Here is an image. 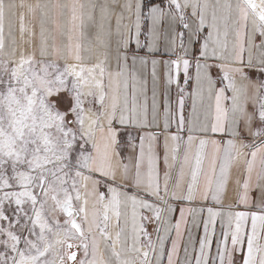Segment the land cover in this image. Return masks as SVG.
<instances>
[{"label":"snow or ice","instance_id":"snow-or-ice-1","mask_svg":"<svg viewBox=\"0 0 264 264\" xmlns=\"http://www.w3.org/2000/svg\"><path fill=\"white\" fill-rule=\"evenodd\" d=\"M54 7H67L70 19L63 25L52 19L51 45L41 22L39 59L35 51L23 50L18 59H0V264H151L149 251L141 252L136 246L141 237L147 239L155 264H165V255L167 264H264V245L259 242L264 232V0L259 5L254 0L237 3L235 15L233 6L226 3L221 15L213 11L210 21L205 14L207 5L199 0H99L88 5L87 23L83 4ZM189 7L191 18L186 12ZM4 9V0H0V49ZM20 20L23 33V14ZM86 27L89 45L95 41L110 48L115 37V71L105 67L107 52L104 60L91 67L67 63L68 58L82 61L78 41ZM205 28L208 35L195 55L196 84L186 93L192 80L188 46L200 42ZM230 32L234 35L231 47ZM56 34L66 35L67 44H58ZM257 36L259 43L255 42ZM161 43V56L175 55L177 48L181 54L176 59L151 61L153 121L157 63L167 69V84L177 88L179 115L177 119L171 112L166 93L164 128L155 131L148 122L146 104L137 102L135 83L129 102L128 78L135 82L136 77L128 62L131 60L132 69L138 62L146 65ZM252 49L259 55L254 56ZM61 58L63 65L58 62ZM181 66L183 85L178 78ZM214 69H220L222 75L214 78ZM205 85L215 93L210 125H200L198 115L193 119L197 94ZM140 91L146 94V82ZM186 95L193 98V112L188 117L184 115ZM86 103L93 107L85 108ZM173 123L175 133L171 131ZM234 167L238 170L235 174ZM254 172L260 211L227 213V223L217 235L214 224L222 213L201 207L199 211L208 214L204 234L197 249L189 232L182 260L179 253L187 217L197 211L184 205L198 200L221 204L234 175L238 189H243L237 193L238 205H246ZM122 205L131 208L132 228L127 238L132 244L127 249L121 246ZM142 210L151 216L143 215ZM249 218L250 231L246 226ZM153 219L166 225L165 235H160V227L155 229V243L142 223ZM113 225L119 229L114 236L110 231ZM173 229L175 238L170 236ZM167 239L171 246L166 248ZM101 243L110 250L107 258L100 251ZM79 250L82 257H78ZM122 251L136 255L123 258Z\"/></svg>","mask_w":264,"mask_h":264},{"label":"crops","instance_id":"crops-1","mask_svg":"<svg viewBox=\"0 0 264 264\" xmlns=\"http://www.w3.org/2000/svg\"><path fill=\"white\" fill-rule=\"evenodd\" d=\"M99 0H4L5 3V9H4V16H3V48L15 52V56L19 57V53L21 50H23L25 53L35 51L36 57H40L39 53V47L41 43V22L43 21L44 28L46 29L44 36L47 37L49 45L52 43V35L54 34L53 30V24L52 19H57L62 25L65 24L70 19V11L67 7L63 8H56L55 5H71V4H83L85 5V8L82 10L84 12L85 16V22L87 23V14L89 12L88 5L90 3H97ZM181 3H183V0H180ZM201 5L206 4L207 8L205 9V14L207 19L210 21L213 11L216 12L217 16L221 15L223 12L222 5L226 3H230L233 6V14L235 15V6L237 3H242L243 0H199ZM21 4H23V7H21ZM29 6H31V10L29 9ZM81 9H77V15H79ZM187 14L191 18L192 8L189 7L186 9ZM23 14V24H24V31L21 32V20L20 16ZM251 21V16H250ZM127 19L125 20V23H127ZM223 29H221L222 31ZM249 30H251V23H249ZM85 35L79 39V43L82 44V50H81V56L83 57L82 61L79 63H85V64H96L99 61L104 60V53H108V59L105 67L108 71H115L116 70V60H115V37L112 38V44L110 48H104L98 46L95 41L92 42L91 45H89V39H90V30L86 27L85 28ZM208 35V29L205 28L203 30V35L200 39V42L197 43L195 46L189 45V53H188V59L191 61V65L189 68V75L192 77V80L188 87L186 88V93H191L193 90V87L196 84V60L195 55L198 54L197 50L199 48V44L203 43V38ZM143 40V37H141ZM229 47H231V43L234 40V35L230 32L229 37ZM29 41L31 43H29ZM56 42L60 45H66L67 44V37L66 35H59L56 34ZM77 41L74 39L73 44H75ZM256 43H259V37L257 36ZM187 43V41H186ZM133 48H135V44L132 45ZM49 51H51V48H49ZM163 46L161 43V46L159 48V51L157 52V55L154 57L149 58V62L145 65L140 62H138L135 65V68L132 69V63L131 60H129V68L134 72L136 80L135 82L131 79V76L128 78V97L129 102H131L132 92H133V84L135 83L136 90H137V102L139 104H146L147 110H148V122L152 126V129L155 131H162L164 128V119H165V113H164V103H165V94L167 93L168 100L170 101V110L172 113L176 115V118L178 119L179 110L177 105V88L175 84L169 86L166 82V67L163 63H157L156 64V73H157V79L155 81V87H156V120L153 121V111H152V89H153V65L151 63L152 59H155L157 61L162 60H168V59H176L177 55L181 54V50L177 48L175 55H163L161 56L159 52H163ZM252 53L254 56H258L259 52L256 49H252ZM245 59H247L248 52H245ZM63 59V58H62ZM68 60L75 61L72 58H68ZM77 62V61H75ZM218 74L222 75L220 73V69H214L213 71V77L217 78ZM173 75H175V70H173ZM179 82L181 85H183L184 82V74H183V67L181 66L180 73H179ZM108 76L107 73L104 78L105 86L108 85ZM146 82L147 85V91L146 94H142L140 89L141 86ZM120 86V92L123 94L124 88H123V78L119 81ZM216 87H219L217 84ZM230 95V93H229ZM193 112V98L191 95H186L185 97V109H184V115L185 117H188L189 114ZM196 115L199 116V123L200 125H203L205 123H208L210 125L212 118L215 115V93L210 92L208 89V86H204V90L202 93H198L196 97V113L193 114V119L195 120ZM158 125V127H157ZM171 131L173 133L176 132V124L173 123L171 127ZM135 135V133H133ZM193 135H200L198 132L192 133ZM185 137V141L187 140L188 133L185 131L183 133ZM209 139H219V136L212 137L209 136ZM138 143V142H137ZM257 144L260 143L259 140L256 141ZM163 144H164V137L163 135L160 136L159 140V147L160 151L162 153L163 151ZM198 144V141H197ZM182 150L180 152V155H183L184 151V145L182 144ZM196 145H193V151H195ZM132 150L129 149V152ZM138 151V148H137ZM245 151H250L249 149H245ZM208 152H211V146L208 148ZM261 159V155L258 153L257 160H256V167L259 168V162ZM205 167H207V162L205 164ZM243 169V161H240V170ZM237 168H233V173H237ZM242 192L243 189L237 187L235 183V175L233 179L229 182L227 186L226 193L222 196L221 204H216L215 202H212L209 200L208 203H203L201 201H196L193 204H185V207H192L197 209V211L189 215L187 217L188 223L187 226L183 232V240L181 241V249H180V258L184 259V252H183V245L187 244L189 242V232L191 233V236L193 237V242L198 249L199 247V237L204 234V219L207 218L208 214L207 212L201 213L199 209L201 207L208 208L213 207L215 210H219L222 215L219 216L216 219V222L214 224L215 230L217 235L220 234L222 230V224L227 223V213H235L237 211H260V209L257 207V204L259 203V197H260V190L259 188L255 187V172L253 173V186L248 191V203L245 204H239L238 205V198L237 193ZM103 209L101 208V212ZM142 212L150 213L148 210H142ZM121 218L119 221V228L124 229V234L121 237V246L123 249H127L131 244L132 240L127 238L131 234V208L130 206L125 208V206H121ZM125 213H127V217L125 216ZM171 215V214H169ZM175 217H179V212L175 213ZM127 219V223H126ZM159 222V226L161 228L160 235H165L164 232V225L161 221H156V223ZM172 224L175 223V219H172ZM246 226L248 230H251V219L249 218L246 222ZM213 228V224L209 223V232L211 233ZM119 230L118 228L113 225L112 228H110V231L112 232L113 236L115 234V231ZM257 230L260 232V222L257 221ZM170 236L175 238L176 233L173 229L170 232ZM157 242V238H156ZM259 242L261 245H264V232L260 234ZM140 248L142 252V237L140 239V243L136 245ZM171 246V239H167L165 241V247ZM191 250V248H190ZM100 251L103 254L105 258L109 257L111 255L110 250L105 248V245L101 243L100 245ZM149 258L151 260V264H155V257L152 255L151 249L149 250ZM215 251V245L213 244V252ZM135 253H128L127 251H122V257L128 258V257H134ZM79 256V255H78ZM164 262L167 264V258L166 255L164 257Z\"/></svg>","mask_w":264,"mask_h":264},{"label":"rangeland","instance_id":"rangeland-1","mask_svg":"<svg viewBox=\"0 0 264 264\" xmlns=\"http://www.w3.org/2000/svg\"><path fill=\"white\" fill-rule=\"evenodd\" d=\"M254 2L257 4V5H259L260 4V0H254ZM40 57H37V59H39ZM49 59H51L52 57H48ZM0 59H18V56H12V51H9V50H7V49H5V48H2V49H0ZM61 65H63L64 63H65V60L64 59H60L59 61H58ZM67 63H69V64H75V63H79V62H75V61H71V60H68L67 59ZM86 68L87 67H91L92 65H94V64H85V63H82ZM85 91H87V86L85 87V89H84ZM88 99H91V97H89ZM88 107H93L92 105H89V104H85V108H88ZM93 110H95V109H93ZM260 141V140H259ZM181 150H182V146L180 147V152H181ZM143 215H145V216H151V213H145V212H143ZM155 222V224H156V220H150V221H148V220H146V221H142V223L145 225V227H146V224H148L149 226H153L154 224H150L151 222ZM160 227V226H159ZM147 244H148V241H147V239H145L144 237H142V252L143 251H145V250H147L148 251V249L150 250V248H148L147 247ZM0 250H2V249H0ZM78 257H82V250H79V256ZM69 264H71V262H69Z\"/></svg>","mask_w":264,"mask_h":264},{"label":"built area","instance_id":"built-area-1","mask_svg":"<svg viewBox=\"0 0 264 264\" xmlns=\"http://www.w3.org/2000/svg\"><path fill=\"white\" fill-rule=\"evenodd\" d=\"M150 224H154V225L153 226H149L148 224H146V230L150 234V239L155 243L156 242V238H157V233H156L155 229L157 227H159V222L155 224V222L153 221Z\"/></svg>","mask_w":264,"mask_h":264},{"label":"flooded vegetation","instance_id":"flooded-vegetation-1","mask_svg":"<svg viewBox=\"0 0 264 264\" xmlns=\"http://www.w3.org/2000/svg\"><path fill=\"white\" fill-rule=\"evenodd\" d=\"M74 251H77V249H73ZM78 255H79V251H78Z\"/></svg>","mask_w":264,"mask_h":264}]
</instances>
